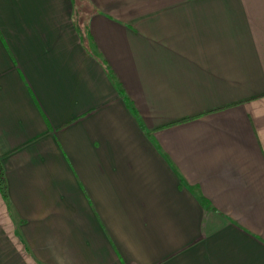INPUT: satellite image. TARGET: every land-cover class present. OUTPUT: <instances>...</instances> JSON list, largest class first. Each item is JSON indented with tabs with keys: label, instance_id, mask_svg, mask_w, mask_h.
<instances>
[{
	"label": "crops",
	"instance_id": "0c3cea01",
	"mask_svg": "<svg viewBox=\"0 0 264 264\" xmlns=\"http://www.w3.org/2000/svg\"><path fill=\"white\" fill-rule=\"evenodd\" d=\"M0 163V264H264V0H0Z\"/></svg>",
	"mask_w": 264,
	"mask_h": 264
},
{
	"label": "trees",
	"instance_id": "16d2710c",
	"mask_svg": "<svg viewBox=\"0 0 264 264\" xmlns=\"http://www.w3.org/2000/svg\"><path fill=\"white\" fill-rule=\"evenodd\" d=\"M109 76L111 77V71H108ZM120 93H122L124 95V98L126 101H128V97L124 94V91L122 89H120ZM132 113L137 117V112L134 109V107H131ZM0 192L2 194V196L4 197V199H6V181H5V176H4V170L2 168V165L0 163ZM201 202L204 206L207 205V201L202 198Z\"/></svg>",
	"mask_w": 264,
	"mask_h": 264
}]
</instances>
